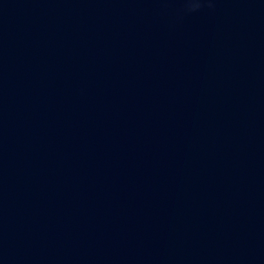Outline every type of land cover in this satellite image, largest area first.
Masks as SVG:
<instances>
[{
    "label": "water",
    "instance_id": "water-1",
    "mask_svg": "<svg viewBox=\"0 0 264 264\" xmlns=\"http://www.w3.org/2000/svg\"><path fill=\"white\" fill-rule=\"evenodd\" d=\"M0 264H264V0H0Z\"/></svg>",
    "mask_w": 264,
    "mask_h": 264
},
{
    "label": "clouds",
    "instance_id": "clouds-1",
    "mask_svg": "<svg viewBox=\"0 0 264 264\" xmlns=\"http://www.w3.org/2000/svg\"><path fill=\"white\" fill-rule=\"evenodd\" d=\"M196 7H198V5H195Z\"/></svg>",
    "mask_w": 264,
    "mask_h": 264
}]
</instances>
